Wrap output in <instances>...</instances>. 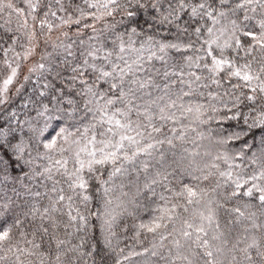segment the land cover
Segmentation results:
<instances>
[{"label":"snow or ice","instance_id":"snow-or-ice-1","mask_svg":"<svg viewBox=\"0 0 264 264\" xmlns=\"http://www.w3.org/2000/svg\"><path fill=\"white\" fill-rule=\"evenodd\" d=\"M0 264H264V0H0Z\"/></svg>","mask_w":264,"mask_h":264},{"label":"trees","instance_id":"trees-1","mask_svg":"<svg viewBox=\"0 0 264 264\" xmlns=\"http://www.w3.org/2000/svg\"><path fill=\"white\" fill-rule=\"evenodd\" d=\"M14 2L19 4L20 0H14ZM147 219H148V215L142 209L138 210L135 213V216L125 218L124 223L127 225L128 230L126 233L123 234V236L126 237V239L122 240L121 246H123L124 244H128V245L135 246L137 250H139L140 245L137 244L134 239H132V237L135 234V230L133 229L132 225L138 224L141 220L146 221ZM141 239H143V236L141 237ZM144 243L147 244V240H145Z\"/></svg>","mask_w":264,"mask_h":264},{"label":"rangeland","instance_id":"rangeland-1","mask_svg":"<svg viewBox=\"0 0 264 264\" xmlns=\"http://www.w3.org/2000/svg\"><path fill=\"white\" fill-rule=\"evenodd\" d=\"M25 74H26V70H25Z\"/></svg>","mask_w":264,"mask_h":264}]
</instances>
